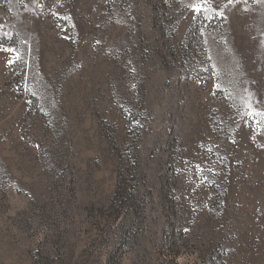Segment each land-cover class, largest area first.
Returning <instances> with one entry per match:
<instances>
[{"label":"rangeland","instance_id":"rangeland-1","mask_svg":"<svg viewBox=\"0 0 264 264\" xmlns=\"http://www.w3.org/2000/svg\"><path fill=\"white\" fill-rule=\"evenodd\" d=\"M0 264H264V0H0Z\"/></svg>","mask_w":264,"mask_h":264},{"label":"snow or ice","instance_id":"snow-or-ice-1","mask_svg":"<svg viewBox=\"0 0 264 264\" xmlns=\"http://www.w3.org/2000/svg\"><path fill=\"white\" fill-rule=\"evenodd\" d=\"M193 10L195 12H200V11H202V7L200 5L194 4L193 5ZM9 51H11V50H9Z\"/></svg>","mask_w":264,"mask_h":264}]
</instances>
